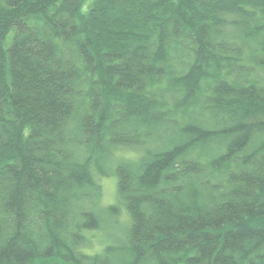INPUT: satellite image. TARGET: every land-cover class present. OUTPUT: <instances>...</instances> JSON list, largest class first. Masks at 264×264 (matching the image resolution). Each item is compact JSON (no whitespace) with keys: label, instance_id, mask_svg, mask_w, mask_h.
I'll return each mask as SVG.
<instances>
[{"label":"trees","instance_id":"1","mask_svg":"<svg viewBox=\"0 0 264 264\" xmlns=\"http://www.w3.org/2000/svg\"><path fill=\"white\" fill-rule=\"evenodd\" d=\"M47 261L264 264V0H0V264Z\"/></svg>","mask_w":264,"mask_h":264},{"label":"rangeland","instance_id":"2","mask_svg":"<svg viewBox=\"0 0 264 264\" xmlns=\"http://www.w3.org/2000/svg\"><path fill=\"white\" fill-rule=\"evenodd\" d=\"M137 152L133 149L121 150V153L127 158H134ZM100 183L101 192L95 199L93 208L102 222L98 229L88 232V242L84 249L85 252L91 254L101 251L106 245L114 244L116 239H122L126 226L129 223L128 211L117 195L116 176L110 175L104 177ZM112 206L117 207V212L110 213V215L108 209ZM46 264L56 263L47 261Z\"/></svg>","mask_w":264,"mask_h":264}]
</instances>
